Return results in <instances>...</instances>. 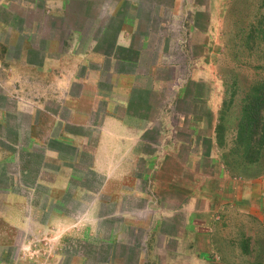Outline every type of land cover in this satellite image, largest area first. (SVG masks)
<instances>
[{"label": "rangeland", "instance_id": "obj_1", "mask_svg": "<svg viewBox=\"0 0 264 264\" xmlns=\"http://www.w3.org/2000/svg\"><path fill=\"white\" fill-rule=\"evenodd\" d=\"M175 1L67 0L65 15H57L60 0H0V57L19 60L25 43L33 49L29 50V62L38 65L43 64L48 47L55 49L52 57L71 51L64 61L66 76L70 75L72 81L71 92L74 96L87 92L97 99L102 97L97 86L110 92L114 75L131 72L138 86L150 92L146 114H160L162 119L168 116V124H177L178 132L167 137L168 141L176 138L188 142L189 134L194 133L191 124L200 126L197 130L202 137L212 131L213 121L218 124L222 113L224 132L216 143V157L212 159L208 142L203 148H191L183 142V161L203 150L205 156L199 159V167L212 177L216 194L222 191L228 197L229 206L221 208L219 201L215 203L211 225L216 229L218 244L229 251V264H264V193L256 202L252 197L248 207L237 206L235 197L247 183H258L264 192V149L257 162L247 163L235 145L245 95L264 78V0H225L220 8L206 7L196 15L191 9L175 10ZM195 1L179 0L184 5ZM197 1L214 5L211 0ZM126 31L129 36L123 34ZM8 92L0 84V145L22 148L34 144L30 128L40 107L69 121L70 111L54 100H44L50 103L39 106L30 100V90L17 101ZM96 108L94 120L104 111V101H97ZM132 110L125 113L132 114ZM192 114L195 117H188ZM59 126L57 122L54 130L58 132ZM214 132L217 139L216 126ZM149 139L153 143L166 141V137L156 136L155 129ZM138 148L151 154L155 150L153 145L139 144ZM39 160L33 152H21L0 167V210L6 192L31 194L27 188L32 173L30 177L23 174L32 171ZM87 180L89 190L99 187L91 185V178ZM35 193L34 200L28 202V215L33 218L25 231L0 237L4 240L0 243V264H105L109 233L84 229L63 234L47 226L51 207L78 213L84 204L51 203L46 199L45 186ZM88 198L86 204L91 208L95 202ZM102 208L104 213L116 209L112 204H103ZM115 219L120 222V218ZM115 221L109 217L103 225L111 228Z\"/></svg>", "mask_w": 264, "mask_h": 264}, {"label": "crops", "instance_id": "obj_2", "mask_svg": "<svg viewBox=\"0 0 264 264\" xmlns=\"http://www.w3.org/2000/svg\"><path fill=\"white\" fill-rule=\"evenodd\" d=\"M211 1L214 5L206 6L197 0L187 5L176 0L172 7L181 11L191 9L196 15L206 7L220 8L225 0ZM60 3L61 11L56 14L65 15L67 0H60ZM128 32L123 34L129 36ZM30 49L31 46L25 43L19 60L7 61L0 57V84L16 101L23 99L25 90H30L33 104L44 105L50 103L44 100L51 99L69 110L71 116L69 121H64L59 115L40 107L30 128L34 144L22 148L0 145V167L11 160L13 154L21 152H33L36 158L40 157L39 164L23 174L30 177L32 173L31 185L27 188L31 194L10 191L3 195L0 237L25 231L29 219L33 218L28 215V202L34 200L39 187L45 186L46 199L51 203L76 201L84 204L83 211L78 213L51 207L47 226L50 225L53 232L63 234L83 232L84 229L98 234L109 233V258L105 264H229V251L218 244L216 229L211 225L215 203L219 201L221 208L229 206L226 204L228 197L225 198L222 191L216 194L212 177L199 167L204 151H196L184 162L182 144L185 141L167 140L178 132L177 124H168V116L162 119L160 114L148 115L149 90L138 86L135 75L128 72L112 77L110 92L100 91L97 86L101 98L91 97L87 92L74 96L71 77L66 76L64 64L72 52L65 51L52 57L55 49L48 47L43 64L38 65L29 62ZM97 101H104L105 109L94 120ZM130 109L134 113H125ZM4 117L5 121L7 116ZM179 120L182 126L183 117ZM57 122L60 125L58 132L54 130ZM215 126L213 121L212 131L199 138L200 126L191 124L194 133L189 134L185 143L191 148H203L208 142L214 159L217 148ZM154 129L156 136L166 137V141L161 139L153 143L149 137ZM139 144L153 145V154L139 149ZM88 178L92 179L91 185H99L94 191L87 187ZM252 184L247 183L235 194L237 206L248 207L246 204L252 197L255 202L258 197L262 198V188L258 183ZM153 189H156L154 194ZM89 196L95 202L91 208L86 204ZM103 204H112L116 209L104 213ZM121 206L123 210L119 209ZM109 217L113 221L118 217L120 222L117 220L111 228H106L103 221ZM82 224L85 228H81ZM2 241L0 239V243Z\"/></svg>", "mask_w": 264, "mask_h": 264}, {"label": "trees", "instance_id": "obj_3", "mask_svg": "<svg viewBox=\"0 0 264 264\" xmlns=\"http://www.w3.org/2000/svg\"><path fill=\"white\" fill-rule=\"evenodd\" d=\"M223 130L221 113L216 125L217 142L223 137ZM235 145L247 163H255L261 157L264 149V78L257 81L245 95Z\"/></svg>", "mask_w": 264, "mask_h": 264}]
</instances>
